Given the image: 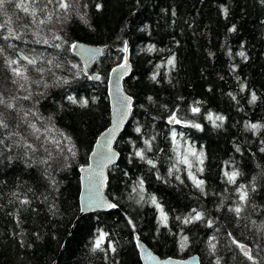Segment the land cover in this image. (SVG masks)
I'll return each instance as SVG.
<instances>
[{
  "label": "trees",
  "instance_id": "1",
  "mask_svg": "<svg viewBox=\"0 0 264 264\" xmlns=\"http://www.w3.org/2000/svg\"><path fill=\"white\" fill-rule=\"evenodd\" d=\"M16 2L8 0L0 9V24L8 22L3 35L12 28L21 38L0 39V46L13 59L20 57V51L36 58L35 67L45 71L41 77L29 66L30 81L13 85L0 58V93L6 98L32 93L31 99L16 102L20 115L0 106L9 125L0 129V139H4L0 145V264H142L136 235L160 257L198 254L200 264H216L217 260L219 264H251L232 244L235 238L264 264V231L260 230L264 225V152L260 151L264 128L255 133L245 129V123L264 125V0H68V12L57 13L60 19L54 15L52 23L44 25L30 24ZM233 26L236 30L229 31ZM57 35L63 39H55ZM77 41L107 47L90 69L91 74L100 73L99 81L89 79L81 61L69 50ZM125 42L133 71L124 86L134 98V110L117 141L120 159L109 169L107 185V194L118 207L82 214L80 168L89 163L97 138L110 123L107 80L110 70L124 60L126 53L120 49ZM57 44L59 49L54 47ZM152 46L155 50L149 52ZM240 51L245 52L246 60L238 55ZM173 56L174 67L167 64ZM57 63L61 67H55ZM37 80L43 83L37 86ZM20 83L25 89L18 91ZM252 92L257 100L249 103ZM69 96L78 103H71ZM83 100H87L86 106L79 103ZM193 106L200 107L199 115H192ZM29 110L36 115L29 114L28 122L36 124L41 133L51 129L37 133L40 140L21 120ZM174 111L182 119L201 124L202 130L169 124ZM209 114L226 119L222 126L214 127L206 119ZM137 127L140 133H136ZM173 129L177 141H189L197 152L203 151V173L195 166L192 171L205 181L207 195L194 186L186 166L176 164ZM12 132L19 135L9 139ZM45 136L59 141V147L44 143ZM145 140L151 141V151ZM25 142L37 151L29 150L25 156ZM73 145L74 156L68 151ZM137 150H145L156 167L135 157ZM232 170L240 173L236 184L227 183L224 176ZM241 184L249 192L247 204L236 192ZM13 193L30 204L20 205ZM151 196L168 215V227L159 222ZM221 202L223 207L217 210ZM238 204L244 207L240 219L228 211ZM193 209L204 212L205 220L185 225L176 219L194 215ZM209 219L213 228L206 225ZM99 230L108 233L103 246L107 249L111 242L114 253L92 251ZM183 235L189 239L181 249ZM213 236L215 255L208 244Z\"/></svg>",
  "mask_w": 264,
  "mask_h": 264
},
{
  "label": "snow or ice",
  "instance_id": "2",
  "mask_svg": "<svg viewBox=\"0 0 264 264\" xmlns=\"http://www.w3.org/2000/svg\"><path fill=\"white\" fill-rule=\"evenodd\" d=\"M8 2V0H0V9H3L5 4ZM42 3V7H37L38 4ZM48 5H52V10L49 11L48 9ZM15 7L17 9H20L26 17L29 18V22L32 25H44V24H50L53 21V16L55 15L57 19H60V17L58 15H56L57 13L63 12V13H67L69 8L71 7L70 3L68 2V0H18V2L15 3ZM86 7V5H85ZM97 9L100 8V5H96ZM223 13L225 16H227V9H223ZM175 13H173L174 15ZM81 19L83 20L84 17L82 16ZM8 22L6 21L5 24H7ZM5 24H0V39L4 40V41H8L10 39H15V40H19L21 38L20 34H16L15 30L12 28L7 29L8 34L7 35H3L2 31L5 28ZM25 27H27V25H25ZM235 26H233L232 28L229 29V31H235ZM34 35L38 36V33H34ZM55 39L57 40H62L63 38L60 37L59 35L55 36ZM37 43H40L41 41L39 39H37L36 41ZM43 43L47 44L48 41L44 40ZM7 47L9 48H13L15 47V45L12 44H8ZM54 47L56 48H60L61 45L57 44L54 45ZM82 49V46L79 45L76 42H73L69 45V50H76V49ZM154 46L149 47L148 51H154ZM84 52H86L89 57L91 55H93L94 53L91 50H83ZM120 51L127 53L128 52V47H127V42L124 43V47L122 49H120ZM229 55H231V53H229ZM238 55L242 58H244L245 60L247 59V56L245 54L244 51H240L238 53ZM0 58H3L4 64L7 68V70L9 71L11 77H13V79L11 80V83L13 85H17L18 81H24V82H29L30 81V77H29V66H33L34 71L36 73H38L41 77L44 74L45 69L43 68H39V67H35V65L37 64V59L36 58H29L28 56H20L17 59H13L10 56L5 55V48L3 46H0ZM21 61H26V64H22ZM47 63L49 65L53 64V61L49 60L47 61ZM167 64L174 67L175 66V57H171L167 60ZM55 67L59 68L61 67V65L59 63L55 64ZM72 67H77V65H72ZM159 67V66H158ZM128 60H127V56L124 57V62L122 64H120L118 66V68L113 69L112 71L115 73L117 71L120 72L121 76L126 75L128 72ZM233 70H235V68H233ZM48 71H51V68L48 69ZM89 79H100V77L98 75L96 76H92L89 77ZM153 80L156 79V76L153 75L152 77ZM34 83L37 84V86H39L41 83H43L42 80H37L34 81ZM63 83H68V81L65 79L63 80ZM44 87H48V85L46 83H44ZM25 89V84L24 83H20L18 85V91L24 90ZM241 90H244V87L242 86ZM229 95H231V93H229ZM32 93L31 91H28L27 95L24 96H12L9 98H6L4 96L3 93H0V106L6 108L9 110V112H16L17 115H20V110L17 109V101L19 100H29L31 99ZM233 99H236L235 96L232 97ZM151 99V98H149ZM68 100L71 101V103L76 104L78 103V101L72 97L69 96ZM257 100V96L255 94V92L251 93V98L249 100V103H254ZM79 103L81 104V106H86L87 105V100H83V101H79ZM197 104H199V102H196ZM131 105H132V97L131 96H124L121 100V108L119 109V113H120V118L116 121H114V125L113 128H110L108 130V132L105 134V139L103 141V143H101L100 141H97V145L98 147L101 149V151L99 153L94 152L93 156H97L99 155L103 161V166L106 167L108 163L112 162L117 156L118 153H115L111 147V139H109L108 137L114 136V133L116 131V129L120 126V124L123 122L124 117L127 116L128 112L131 110ZM190 111L192 113L193 116L199 115L201 112L200 107L198 106H193L190 108ZM31 114L33 116L36 115L35 112H31V110L24 112L23 116L21 117V120L23 122L26 123V126L28 128H30L32 130V135L35 137L36 140H40V135H37V133H41V129L38 128L36 126V124L28 122L27 121V117L28 115ZM4 113H0V129H7L9 127L8 123L4 120L3 118ZM206 119H208L209 121H211L213 123L214 127H220L222 126L223 122L225 121L226 117H224L223 115H213V114H209ZM219 121L220 123L217 124L216 122ZM168 123L172 124V125H184L186 127H191V128H196V129H201L202 130V125L199 123H196L194 121H189L186 119H182L180 116L177 115V112L174 111L172 112L169 117H168ZM264 128V125L260 124V123H245V129L252 131V132H257L258 130ZM51 131V129H44V133L41 134H45L47 132ZM136 133H140L141 129L139 127H137L135 129ZM19 135V133L16 132H12L9 134V139H11L12 136H17ZM61 135L63 136L64 134L61 133ZM177 132L175 131V129H173L171 131V139L173 144H176L177 147L175 149H173V151L176 152V164H183L186 166L187 169V175L189 177V179H191L192 183L194 184V186L203 194L207 195V193L205 192V181L202 179H199L192 171V168L195 166L196 167V171L199 173H203L204 168L202 167L203 163H204V153L203 151L197 152L195 149L189 147L186 151L181 152L179 150V144L177 142ZM65 139H68L70 141V138L65 137ZM54 143L57 147H59V141H49L47 139V137L45 136V141L44 143ZM261 143H264V141H261ZM4 144V139H0V145ZM14 144H16V142H14ZM144 144L147 147V151H151V141L150 140H145ZM16 146H21L19 144H16ZM22 147L26 150L24 155L27 156L28 155V151L30 150L31 152H35L37 151V148L34 147L33 144L31 143H23ZM74 145L68 148V151L72 153V155H75V152L73 151ZM9 151H11V148L9 147L8 149ZM45 151H48L47 148L44 149ZM239 150V149H237ZM260 151L264 152V148H261ZM134 156L138 157L141 161L146 162L148 165H150L152 168L156 167V164L154 163V161L150 158H147L145 155V150H137L134 152ZM189 157L194 158L195 164L193 163V160H191ZM6 159H8L9 161L12 159V157H5ZM42 163H47V160H43ZM31 166V165H28ZM173 168H175L176 171H179L178 168H176V165H173ZM84 169H82L83 171ZM90 174L95 178L96 180V192L97 194H99L100 188L104 186V184L106 183V177H104L103 174V170L102 167L100 169V171H96L95 169L92 168V165L90 164L88 166L87 169ZM172 169L169 170V175H172ZM240 175L238 170H232L231 172L225 171L224 172V176L226 177L227 183L229 184H236L237 181V177ZM159 178V177H158ZM177 180L180 179L179 176L175 177ZM91 182V181H90ZM181 183H183V181H181ZM139 188L140 191L143 192V180L139 181ZM133 191H136V189L134 188ZM252 191H255V189L253 188ZM236 192L239 194V200L244 202V204H247L248 200H249V192L247 189L246 185H238L236 188ZM13 196L17 197V201L20 205H27L30 204V201L28 199H20L19 196L16 193H13ZM144 199L143 195L140 196V201H142ZM151 203L156 207V209L159 211L160 214V223L163 227H168V215L164 212L162 206L158 203L157 198L155 196H151L150 197ZM137 201V202H140ZM88 206H97V207H105L108 209H115L118 207V205L116 203H110L102 198L100 199H93L92 202L88 205ZM221 207H223V202L220 203V205H218L217 210H219ZM81 211H85V206H81ZM19 211V210H17ZM229 212L234 213L235 217L237 219L241 218V213L244 211V207L243 205H237L235 207H229L228 209ZM193 214H189V216L181 218V217H176V219L178 221H181V223L183 224H189V223H194V222H198V221H202L205 220V213L202 211H197L196 209L192 210ZM17 223H19V219L17 217ZM129 223H131V221H129ZM255 223V222H253ZM206 225L209 228H213L214 227V222L213 220L209 219L206 220ZM218 230V229H217ZM261 231H264V225H261ZM228 236L231 237L232 234L229 232ZM108 237V233L99 230L97 236L95 237V239L92 242V251L96 252V251H100V252H106L108 250H110L111 252H115L116 249L115 247L112 245L111 242H108V248L105 249L104 248V244L106 242V239ZM188 237L186 235H183L181 237V241H180V248L183 249L186 247L187 243H188ZM216 238L215 236H213L209 241V249L212 252L213 255H215V249H216V244L213 243L212 241H214ZM232 244H234L238 249H240V251L242 252L243 256L246 258V260L251 261V264H259V261L256 259V257L253 256L251 249L248 247V245L240 243L239 241H237L235 238H232ZM21 244H23V242L21 241ZM137 247L141 248L143 250V245H141L139 243V240L137 239ZM147 259L152 260L155 259V257L152 256L151 253H147L146 256ZM165 264H167V262H165ZM216 264H219V260L216 261Z\"/></svg>",
  "mask_w": 264,
  "mask_h": 264
},
{
  "label": "water",
  "instance_id": "3",
  "mask_svg": "<svg viewBox=\"0 0 264 264\" xmlns=\"http://www.w3.org/2000/svg\"><path fill=\"white\" fill-rule=\"evenodd\" d=\"M79 45L82 46V49L78 48L76 50H72L73 54L81 61L84 72L86 75L90 74V68L93 67L96 60L101 57L105 50L106 46L102 45H95L90 44L83 41H77ZM83 50H91L94 54L89 57V55L84 52ZM19 56H28L24 52L20 51ZM127 60H128V72L126 75L121 76L120 72H113V69L118 68V65L114 66L108 75L107 80V86H108V97L110 102V123L108 127L99 135V137L96 140V143L94 145V148L90 154L89 157V163L87 165H84L80 168V182H81V191H80V206H85V211H81L82 214H88L93 213L96 211H109L111 209L105 208V207H97V206H88L93 199H104L110 203H114L112 199L107 194V185L109 181V169L118 163L120 159V152L118 151L116 144L118 139L120 138L121 134L125 130L126 126L128 125L134 110V98L132 95H130L124 86V80L129 77L133 71V64L131 62L130 56L128 53H126ZM29 57V56H28ZM31 59V57H29ZM98 75L101 79L100 73H94L91 75L96 76ZM100 79H92L94 81H99ZM124 96H131L132 97V105L131 110L128 112L127 116L124 117L123 122L120 124V126L116 129L114 136L108 137L111 139V147L115 153H118V156L110 163L107 164L106 167L103 166V161L99 155L93 156V153H99L101 149L97 145V141H100L103 143L105 139V134L108 132L110 128H113L114 121L118 120L120 118L119 109L121 108V100ZM92 165V168L96 171H100L101 167L103 170L104 177H106V183L103 187L100 188L99 194H97L95 188H96V180L95 178L90 174V172L87 170L89 165ZM82 169H84L82 171ZM91 181V182H90ZM139 240V243L143 245V250L138 247L140 252V257L142 264H200V257L198 254L192 255L187 258H175V257H160L158 254H156L146 243H144L138 235H136V240ZM249 247V246H248ZM250 248V247H249ZM147 253H151L155 259L149 260L146 258Z\"/></svg>",
  "mask_w": 264,
  "mask_h": 264
},
{
  "label": "rangeland",
  "instance_id": "4",
  "mask_svg": "<svg viewBox=\"0 0 264 264\" xmlns=\"http://www.w3.org/2000/svg\"><path fill=\"white\" fill-rule=\"evenodd\" d=\"M177 142H178V144H179V150H180L181 152L186 151L189 147L193 148V146L190 144L189 141H185V140H183V139H180V140L177 141ZM193 149H194V148H193ZM189 158L191 159V157H189ZM159 216H160V214H159Z\"/></svg>",
  "mask_w": 264,
  "mask_h": 264
}]
</instances>
